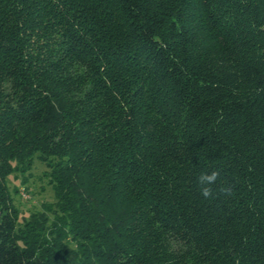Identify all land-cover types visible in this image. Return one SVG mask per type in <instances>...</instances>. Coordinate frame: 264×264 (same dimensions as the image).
<instances>
[{
  "label": "trees",
  "instance_id": "obj_1",
  "mask_svg": "<svg viewBox=\"0 0 264 264\" xmlns=\"http://www.w3.org/2000/svg\"><path fill=\"white\" fill-rule=\"evenodd\" d=\"M34 155L54 216L0 181V264H264V0H0V157Z\"/></svg>",
  "mask_w": 264,
  "mask_h": 264
},
{
  "label": "rangeland",
  "instance_id": "obj_2",
  "mask_svg": "<svg viewBox=\"0 0 264 264\" xmlns=\"http://www.w3.org/2000/svg\"><path fill=\"white\" fill-rule=\"evenodd\" d=\"M51 164L37 155L24 163L0 157V181L3 194L15 210L17 231L23 230L33 217L52 220L56 207L49 177Z\"/></svg>",
  "mask_w": 264,
  "mask_h": 264
},
{
  "label": "clouds",
  "instance_id": "obj_3",
  "mask_svg": "<svg viewBox=\"0 0 264 264\" xmlns=\"http://www.w3.org/2000/svg\"><path fill=\"white\" fill-rule=\"evenodd\" d=\"M220 176L221 173L219 170H212L210 172L205 171L200 173L197 183L199 185L200 194L205 199L213 198L215 191L213 186L217 184ZM220 192L225 195H231V190L229 187L222 186L220 188Z\"/></svg>",
  "mask_w": 264,
  "mask_h": 264
}]
</instances>
